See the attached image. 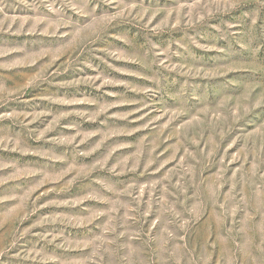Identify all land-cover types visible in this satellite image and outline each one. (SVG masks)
Segmentation results:
<instances>
[{"label":"rangeland","instance_id":"374dc122","mask_svg":"<svg viewBox=\"0 0 264 264\" xmlns=\"http://www.w3.org/2000/svg\"><path fill=\"white\" fill-rule=\"evenodd\" d=\"M0 264H264V0H0Z\"/></svg>","mask_w":264,"mask_h":264}]
</instances>
